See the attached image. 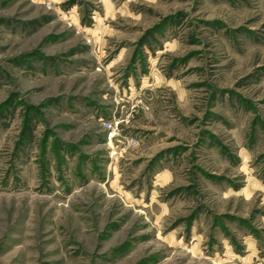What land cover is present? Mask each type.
<instances>
[{
  "label": "rangeland",
  "instance_id": "1",
  "mask_svg": "<svg viewBox=\"0 0 264 264\" xmlns=\"http://www.w3.org/2000/svg\"><path fill=\"white\" fill-rule=\"evenodd\" d=\"M0 264H264V0H0Z\"/></svg>",
  "mask_w": 264,
  "mask_h": 264
},
{
  "label": "built area",
  "instance_id": "2",
  "mask_svg": "<svg viewBox=\"0 0 264 264\" xmlns=\"http://www.w3.org/2000/svg\"><path fill=\"white\" fill-rule=\"evenodd\" d=\"M107 128L109 129V130H114V128H113V125H111V124H109L108 126H107Z\"/></svg>",
  "mask_w": 264,
  "mask_h": 264
}]
</instances>
